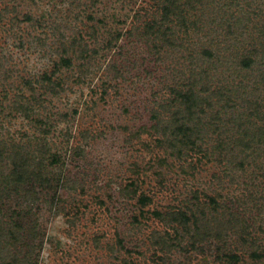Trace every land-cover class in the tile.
Here are the masks:
<instances>
[{
    "label": "rangeland",
    "instance_id": "374dc122",
    "mask_svg": "<svg viewBox=\"0 0 264 264\" xmlns=\"http://www.w3.org/2000/svg\"><path fill=\"white\" fill-rule=\"evenodd\" d=\"M183 9L185 27L164 22L174 32L162 36L147 27L158 0H0V142L35 158L39 147L49 170L48 183L17 187L0 164V226L16 235L0 236V264L264 261L252 255L264 253V0ZM200 70L231 98L211 95L196 139L205 155H178L162 106ZM244 117L261 128L249 144Z\"/></svg>",
    "mask_w": 264,
    "mask_h": 264
},
{
    "label": "trees",
    "instance_id": "16d2710c",
    "mask_svg": "<svg viewBox=\"0 0 264 264\" xmlns=\"http://www.w3.org/2000/svg\"><path fill=\"white\" fill-rule=\"evenodd\" d=\"M200 1V0H195ZM159 2V8L161 9L160 12V19L153 20L150 25H148V29H153L155 33L161 34L162 36L170 35V33L174 32L170 26L167 25V27L163 26L164 22L171 21L173 19L177 20V24L180 25V28L185 27L186 21L184 19V11L183 7L190 2V0H158ZM188 10V9H186ZM164 29V30H162ZM168 32V33H167ZM76 39H72L70 42L71 48L72 45L76 43ZM78 46V45H77ZM83 52V49H80V54ZM63 61L69 63V58H64ZM243 64H246V67L249 68L251 66V60L249 56H243L240 59ZM197 76V77H196ZM202 79H208V74L204 70H200L198 73L195 72V75H192L191 78L188 79V81L179 89H170L174 92L173 96L170 97L165 105L162 107L165 108V111L169 113L171 124L173 125L170 128L171 136L172 138L169 141V144L175 152L180 155L182 153V148L184 149V152H187L189 150L193 151H200L202 155H205L206 149L201 150L200 145L196 143V139H199L201 136V126H204V122L202 121V118L204 115H206V109L209 107L208 110L211 109L212 103H211V95L214 94V96L218 98H222V96H226V101H228L231 96L229 97L225 93H220V90L222 87H216L214 90H210V87H207L206 82L202 81ZM200 82V83H199ZM199 85V89H196L195 86ZM215 92V93H214ZM224 101V103L226 102ZM227 106V107H232ZM226 108V106H223ZM219 111L216 110V112H210L208 122L209 124H214V122L218 119V113ZM254 115V114H253ZM159 116V115H158ZM255 116V115H254ZM156 118H158L156 116ZM205 118V117H204ZM253 118V117H251ZM238 121V119H235ZM157 121H159L157 119ZM249 122V124H247ZM159 123V122H158ZM235 123V121H234ZM251 121L248 117H244V119H239L238 124V131L241 133L242 139L245 141L246 144H249L251 139H254L255 137H259L261 134V128H259L257 125L255 127L256 131L254 132V126L251 127ZM155 129H159V125L155 126ZM164 130V129H163ZM39 156L37 158L32 157L31 155L18 153V151L15 150V147L8 146L2 142H0V164L3 160L7 161L4 163H8L10 165V172H9V180L11 183L16 185L17 187L19 185L24 184L25 182L30 181H38L40 182H46L48 183L47 177H42L43 172L47 173L49 170L46 166V164L43 161V154L45 151H42L38 147ZM41 155L43 157H41ZM58 160V157L55 153H51L49 155V163L50 165H55ZM8 180V177L6 178ZM206 201H201V204L204 202L211 204H215V207L219 205L217 200L211 195L205 196ZM141 200L148 199V196L141 195ZM200 201L198 196H195V200L193 203H191L192 206L195 207L196 212L202 213L200 211ZM154 214L159 215L158 211L153 210ZM166 214L168 215H176V220L178 224H181L183 227L188 223L187 214L185 211L177 209V210H170ZM194 216V214H192ZM193 224H195V221L193 219ZM168 233L160 234L157 239H160L159 237L165 239ZM5 236V239H11L12 242H10L12 245L15 244V230L12 227H8L6 230H3L0 226V236ZM192 235H190L191 237ZM2 237H0V242H2ZM162 239H160L159 242H164ZM165 243V242H164ZM4 247H0V260H4V254H3ZM253 256H256L258 258L264 259V253L256 254L255 251L252 252ZM228 259H233L234 262L237 258V255L234 253H229L226 255ZM259 264H264L263 262H260Z\"/></svg>",
    "mask_w": 264,
    "mask_h": 264
}]
</instances>
